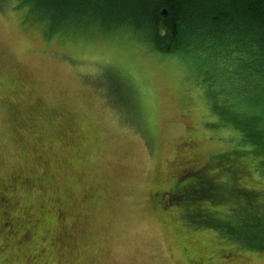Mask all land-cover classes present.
Listing matches in <instances>:
<instances>
[{
  "label": "rangeland",
  "instance_id": "rangeland-1",
  "mask_svg": "<svg viewBox=\"0 0 264 264\" xmlns=\"http://www.w3.org/2000/svg\"><path fill=\"white\" fill-rule=\"evenodd\" d=\"M33 7L0 0V264H264L245 66Z\"/></svg>",
  "mask_w": 264,
  "mask_h": 264
},
{
  "label": "trees",
  "instance_id": "trees-1",
  "mask_svg": "<svg viewBox=\"0 0 264 264\" xmlns=\"http://www.w3.org/2000/svg\"><path fill=\"white\" fill-rule=\"evenodd\" d=\"M22 1L37 5L33 10L40 17L46 16L50 26L57 21L62 25L94 19L108 29L126 27L139 35L142 41L163 52L193 51L199 47L223 57L233 56L237 59V67L245 66L244 71L251 79L249 86L258 90L253 93L255 101L264 110V103L257 100L264 84V0ZM259 100H263L262 96ZM11 112H15L14 109ZM242 131L240 137L246 139ZM224 158L225 162L231 163V168L234 165L238 167L240 163L233 157L230 160L226 156ZM189 190L196 191V188ZM197 190L206 189L199 186ZM4 192L5 188H2L0 202H6ZM196 196L202 198V194ZM261 220L264 224V217ZM182 247L187 248L185 244ZM184 255L188 260L196 261L187 249Z\"/></svg>",
  "mask_w": 264,
  "mask_h": 264
},
{
  "label": "flooded vegetation",
  "instance_id": "flooded-vegetation-1",
  "mask_svg": "<svg viewBox=\"0 0 264 264\" xmlns=\"http://www.w3.org/2000/svg\"><path fill=\"white\" fill-rule=\"evenodd\" d=\"M155 192H153V194H154ZM0 195H1V191H0ZM160 195H162V192L160 193ZM207 264V263H206Z\"/></svg>",
  "mask_w": 264,
  "mask_h": 264
},
{
  "label": "water",
  "instance_id": "water-1",
  "mask_svg": "<svg viewBox=\"0 0 264 264\" xmlns=\"http://www.w3.org/2000/svg\"><path fill=\"white\" fill-rule=\"evenodd\" d=\"M162 13L165 15L166 12L163 10Z\"/></svg>",
  "mask_w": 264,
  "mask_h": 264
}]
</instances>
